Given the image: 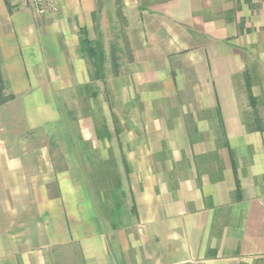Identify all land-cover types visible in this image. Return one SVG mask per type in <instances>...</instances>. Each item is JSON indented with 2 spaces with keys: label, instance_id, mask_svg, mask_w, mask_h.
I'll list each match as a JSON object with an SVG mask.
<instances>
[{
  "label": "crops",
  "instance_id": "1",
  "mask_svg": "<svg viewBox=\"0 0 264 264\" xmlns=\"http://www.w3.org/2000/svg\"><path fill=\"white\" fill-rule=\"evenodd\" d=\"M54 1L0 0V264L70 244L90 264H264V0H120L136 115L99 139L126 159L135 229L104 226L63 107L90 82L78 30L102 32L97 0Z\"/></svg>",
  "mask_w": 264,
  "mask_h": 264
},
{
  "label": "rangeland",
  "instance_id": "2",
  "mask_svg": "<svg viewBox=\"0 0 264 264\" xmlns=\"http://www.w3.org/2000/svg\"><path fill=\"white\" fill-rule=\"evenodd\" d=\"M96 7L100 11L102 32L90 30V33L92 37H95V40H101L103 43L108 69L106 78L104 82L99 80L90 83L91 91H86L83 88L84 85H81L74 92L64 95L63 107L71 134L73 155L75 154V160L79 162L83 173L86 175L87 183L91 188L92 195H94L104 226L108 229L112 227L120 229L125 226L135 229L136 222L132 212L134 203L129 196V168L126 159L124 162L117 139L113 134L111 140L106 142L100 140L96 135V129L102 130L101 134H105L106 125L112 132V123L116 119H119L123 131L126 129V121L133 119L136 115L135 111L129 108L125 90H123V94H120V89L124 88L126 83L124 76L127 75L123 73L125 69H122L120 77L116 78V75L112 73V67L109 65L112 45H120L122 42L125 44L126 24L120 0H97ZM117 47L119 49L117 50L119 71H121L120 54L129 53V48L126 45ZM123 62L125 63V61ZM93 91L94 96L90 94ZM178 99L185 104L191 102L190 97L184 94L181 97L178 96ZM166 113L169 115L171 111H166ZM134 145L128 143L124 144V147L128 150H135L133 149ZM133 160L138 163V166L141 165V159ZM58 248H63L61 251L63 253H55V263H91L89 260L85 261L82 254L80 256L77 248L72 244ZM242 264L263 263L252 260Z\"/></svg>",
  "mask_w": 264,
  "mask_h": 264
},
{
  "label": "trees",
  "instance_id": "3",
  "mask_svg": "<svg viewBox=\"0 0 264 264\" xmlns=\"http://www.w3.org/2000/svg\"><path fill=\"white\" fill-rule=\"evenodd\" d=\"M79 52L81 56L86 60L89 72L90 82L85 84L83 88L86 91H91V84L96 81H105L107 74V58L106 52L104 51V46L101 40H93L90 39L85 28H79ZM118 47L117 45H112L110 49V63L109 65L112 67V73L117 75L119 71V63H118V55H117ZM92 96L95 95L94 91L91 92ZM11 95H5L4 93V85L3 81L0 77V104L6 102L11 99ZM104 128V126H103ZM106 129V128H105ZM102 130L96 129L97 137H101ZM125 165V164H124ZM134 211V205L132 207Z\"/></svg>",
  "mask_w": 264,
  "mask_h": 264
},
{
  "label": "built area",
  "instance_id": "4",
  "mask_svg": "<svg viewBox=\"0 0 264 264\" xmlns=\"http://www.w3.org/2000/svg\"><path fill=\"white\" fill-rule=\"evenodd\" d=\"M14 2L19 8H27L32 4L41 14L48 11H56L57 9L54 0H14Z\"/></svg>",
  "mask_w": 264,
  "mask_h": 264
}]
</instances>
